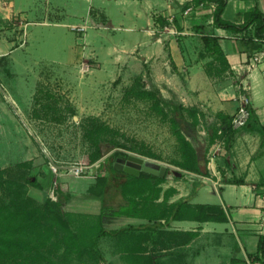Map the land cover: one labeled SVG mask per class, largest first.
Returning <instances> with one entry per match:
<instances>
[{"label": "rangeland", "instance_id": "obj_1", "mask_svg": "<svg viewBox=\"0 0 264 264\" xmlns=\"http://www.w3.org/2000/svg\"><path fill=\"white\" fill-rule=\"evenodd\" d=\"M150 2L0 0L1 201L7 199L6 180L23 184L24 194L41 205L46 197L54 199L55 181H68L81 195L90 178L106 174L109 165L117 170L137 164L165 166V173L178 170L173 163L181 150L170 120L173 108L152 106L153 101L138 91V70L129 63L140 38L135 32L147 25ZM18 8L23 16L15 12ZM117 55L128 61H115ZM191 132L185 131L186 137L191 139ZM102 140L113 146L89 162ZM116 152L126 156H114ZM128 156L141 158L142 163ZM49 162L60 172L54 174ZM82 166L91 174L68 172ZM186 177L183 180L189 182ZM210 187L206 181L201 200L217 199ZM64 248L53 246L49 260L41 262L53 258L54 264H99L63 258L58 252ZM18 256L2 250L0 264H10Z\"/></svg>", "mask_w": 264, "mask_h": 264}, {"label": "crops", "instance_id": "obj_2", "mask_svg": "<svg viewBox=\"0 0 264 264\" xmlns=\"http://www.w3.org/2000/svg\"><path fill=\"white\" fill-rule=\"evenodd\" d=\"M189 1L151 0L145 13L147 25L135 32L140 38L129 63L136 66L146 89L154 88L165 101L194 111L197 123L189 129L194 136L186 138L202 149L207 173L176 166L175 172L165 173L157 190L147 188L148 183L144 189L132 184L122 190L125 178L111 176L112 185L103 195L106 202L102 196L88 194L95 178H90L81 195L61 180L70 193L67 211L89 216L104 212L103 227L117 231L98 239L104 258L99 264H264L254 257L258 237L264 234V186L259 185L264 180V58L247 70L243 62L255 45L245 37L248 30L236 33L213 26V5L208 3L183 15L180 6ZM254 7L264 14V0H227L223 18L240 24L244 13ZM15 12L23 16V10ZM170 14L176 22L160 31L163 27L157 18L168 22ZM205 34L218 39L224 63L205 50L201 39ZM113 51L118 53L117 48ZM123 57L117 55L115 61H128ZM240 88L250 97L252 120L236 130L229 150L219 136L207 144L209 132H220V114L231 116L236 110ZM184 115L192 123L186 110ZM184 176H189V182ZM206 181L211 182L208 191L217 196L215 201L200 199ZM181 200L218 204L227 220L175 218L172 206Z\"/></svg>", "mask_w": 264, "mask_h": 264}, {"label": "trees", "instance_id": "obj_3", "mask_svg": "<svg viewBox=\"0 0 264 264\" xmlns=\"http://www.w3.org/2000/svg\"><path fill=\"white\" fill-rule=\"evenodd\" d=\"M200 3L213 5V26L236 33L248 30L245 32L246 39L255 44L254 49L259 48L261 43L255 41V39H264V14L260 9L254 7L244 13V21L240 24H235L223 18L227 0H191L182 4L180 10L184 11L187 7H195ZM157 20H159L161 28L168 23L165 21V17H159ZM174 22H176L175 17ZM201 39L205 50L212 53L221 63H224L225 60L218 39L208 34L203 35ZM135 83L139 87L138 91L153 101L152 106L155 109L161 110L162 104L171 105L173 108L170 120L174 125L181 150L180 159L175 161L173 165L197 174L207 173V160L202 154V149L193 145L185 135L189 123L186 121L184 112L187 111L192 118V126L195 127L197 117L194 111L184 108L181 104L165 101L159 91L154 88L146 89L140 76L136 78ZM249 109L250 116L244 126L252 120L251 106ZM220 118V132L218 133L217 130L209 132L206 142L210 144L215 137L219 136L223 138L224 148L229 150L237 129L231 127V116L220 114ZM102 141L103 144H101V141L97 143L89 162L96 161L111 148V145L113 146L110 141ZM115 155L126 156L121 152H116ZM108 170L106 174H96L94 183L88 188V194L97 197L103 196L105 191L110 189L112 185L111 176H123L125 178L121 182L120 189L122 190H127L128 185L132 184L136 187L142 186V189H144L147 183H149L150 188L154 189L165 178V174L159 176L142 170L138 174H131L117 170L111 165H109ZM5 182L9 184L7 185L6 201H1L0 196V251L13 250L19 253L18 258H12L10 264H54L53 258L50 259L49 263L41 261L45 257L49 260L53 246L58 248L63 247V245H65V248L58 252V255L63 258L65 256L68 259L77 261L104 262L98 248V239L101 236L112 235L117 232L103 227L104 212L97 216H89L67 211L65 205L70 198V193L62 181H55L54 199L46 197L41 205L32 203L34 202L33 199L24 194L23 184L12 183L7 180ZM0 183L4 182L1 181ZM259 185L264 186V180ZM172 207L173 217L175 218L190 217L199 221L213 220L220 222L227 220L222 206L218 204L192 205L187 200H181L173 204ZM254 257L264 263V234L258 237L257 251Z\"/></svg>", "mask_w": 264, "mask_h": 264}, {"label": "built area", "instance_id": "obj_4", "mask_svg": "<svg viewBox=\"0 0 264 264\" xmlns=\"http://www.w3.org/2000/svg\"><path fill=\"white\" fill-rule=\"evenodd\" d=\"M192 11H193V7L190 6V7H187L182 12V14L189 15ZM167 20L169 23H172L174 21V15L170 14ZM255 41L261 43V45L259 46V48L254 49L252 53L249 56H247L246 60L243 62V65L247 70L254 68L264 58V39H255ZM237 100H238V105L234 113L231 115V122H230L231 127L234 129H239L243 127L248 121L249 116H250V109H249L250 103H251L250 97L247 93L243 91L242 88H240V93L237 96ZM49 166L54 174L59 173L61 170L60 168L57 169L50 162H49ZM68 172H73L75 174L86 173V175L91 174V170L90 168H88V166L71 168L68 170ZM54 190H55V186H54Z\"/></svg>", "mask_w": 264, "mask_h": 264}, {"label": "water", "instance_id": "obj_5", "mask_svg": "<svg viewBox=\"0 0 264 264\" xmlns=\"http://www.w3.org/2000/svg\"><path fill=\"white\" fill-rule=\"evenodd\" d=\"M127 159L128 160H136L139 163H142V159L136 158L135 156H128ZM126 166L125 167L119 166V169H122L123 171L131 173V174H138L141 170L152 173V174H156L159 176H163L165 174V166H161L159 168H155V167L149 166L147 164H144L143 166L141 164H137L136 167L134 165H126ZM138 168H141V169L138 170Z\"/></svg>", "mask_w": 264, "mask_h": 264}]
</instances>
